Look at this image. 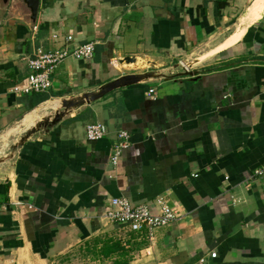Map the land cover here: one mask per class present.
Returning <instances> with one entry per match:
<instances>
[{"label": "crops", "instance_id": "crops-1", "mask_svg": "<svg viewBox=\"0 0 264 264\" xmlns=\"http://www.w3.org/2000/svg\"><path fill=\"white\" fill-rule=\"evenodd\" d=\"M17 1L0 0V264H264V180L249 179L264 167V0H40L35 22ZM67 35L93 57L16 91ZM92 122L105 137L88 139ZM114 197L152 212L164 197L182 218L130 231L105 216Z\"/></svg>", "mask_w": 264, "mask_h": 264}, {"label": "built area", "instance_id": "built-area-1", "mask_svg": "<svg viewBox=\"0 0 264 264\" xmlns=\"http://www.w3.org/2000/svg\"><path fill=\"white\" fill-rule=\"evenodd\" d=\"M53 38L58 41L60 39L59 33H54ZM73 39L72 35L64 36L65 43L61 46L50 50H38L33 57H30L28 59L30 74L26 85L16 87L15 90L25 94L46 92L53 86V74L68 56L78 59H90L93 57L95 53L94 43L78 44L73 48L66 47V43L73 41ZM228 97H231V94L225 95V98ZM86 133L89 140L95 141L105 137L107 128L102 123L92 122L87 125ZM129 147L130 134L126 130H121L118 133V141L113 146L110 155V161L113 166H116L121 161L125 150ZM249 179L250 181L255 179L264 180V167L255 169L249 175ZM156 210V212H152L150 207L145 204H134L127 197H114L111 200L110 209L105 212V216L110 222L127 227L130 231L147 230L151 234L156 229L171 225L182 218L179 210L169 204L164 197L156 199ZM216 255L217 252L211 254L212 257H216Z\"/></svg>", "mask_w": 264, "mask_h": 264}, {"label": "water", "instance_id": "water-1", "mask_svg": "<svg viewBox=\"0 0 264 264\" xmlns=\"http://www.w3.org/2000/svg\"><path fill=\"white\" fill-rule=\"evenodd\" d=\"M14 4L16 3H20L19 1L17 0H13ZM28 9L30 10V13H31V17H32V20L35 22L36 21V18H37V13H38V9H39V5H40V0H25L24 2ZM124 61H126L127 63H130V62H134L136 59L133 58V57H126L123 59ZM192 63H190L187 67L188 69H190V67H192ZM196 72L195 71H191V74H195ZM141 79V76L140 75H125L123 77H121L120 79H117L113 82H110L104 86L101 87L100 91L97 92V93H90V94H85L84 95V98L88 101L90 100H95L97 98H100L101 96L105 95L106 93L112 91L113 89L115 88H118L122 85H127V84H131L133 82H136L138 80ZM63 104L65 106H71L73 104H75V101H68V100H65L63 102Z\"/></svg>", "mask_w": 264, "mask_h": 264}]
</instances>
